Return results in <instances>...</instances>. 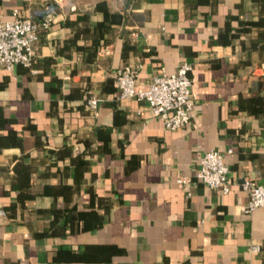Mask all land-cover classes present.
<instances>
[{
	"label": "crops",
	"instance_id": "0c3cea01",
	"mask_svg": "<svg viewBox=\"0 0 264 264\" xmlns=\"http://www.w3.org/2000/svg\"><path fill=\"white\" fill-rule=\"evenodd\" d=\"M42 1L0 0V17ZM50 1L30 65L0 66V264H264V206L245 212L240 186L264 184V0ZM181 60L184 125L115 96L118 65L144 87ZM209 148L226 192L195 176Z\"/></svg>",
	"mask_w": 264,
	"mask_h": 264
},
{
	"label": "built area",
	"instance_id": "2783aa9c",
	"mask_svg": "<svg viewBox=\"0 0 264 264\" xmlns=\"http://www.w3.org/2000/svg\"><path fill=\"white\" fill-rule=\"evenodd\" d=\"M55 14V3L44 0L37 16L31 11L21 12L17 6H13L9 17H0V66L9 69L14 63L30 65L33 44L39 32L49 26ZM99 51L107 52L108 48L102 46ZM139 65V62H125L115 68L113 71L117 88L115 96L117 98L134 96L144 100L150 111L160 118L165 127L176 128L188 122L194 114L192 108L194 94L190 89L189 76L191 63L181 60L172 70L161 67L151 75L144 87L135 86ZM83 99L84 106L94 112L98 97L90 93L84 95ZM195 176L209 187H218L226 192L230 179L222 152L209 148L200 154L197 157ZM176 181L185 183L187 177H177ZM240 186L247 194L243 206L245 212L264 206V184L253 179H243ZM259 249L257 244L249 245L250 251L256 252Z\"/></svg>",
	"mask_w": 264,
	"mask_h": 264
}]
</instances>
